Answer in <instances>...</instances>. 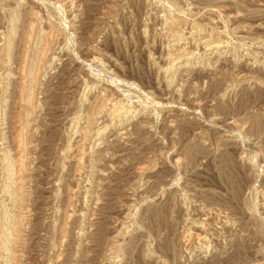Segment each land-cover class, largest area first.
I'll use <instances>...</instances> for the list:
<instances>
[{"label":"rangeland","instance_id":"374dc122","mask_svg":"<svg viewBox=\"0 0 264 264\" xmlns=\"http://www.w3.org/2000/svg\"><path fill=\"white\" fill-rule=\"evenodd\" d=\"M0 264H264V0H0Z\"/></svg>","mask_w":264,"mask_h":264},{"label":"bare ground","instance_id":"6f19581e","mask_svg":"<svg viewBox=\"0 0 264 264\" xmlns=\"http://www.w3.org/2000/svg\"><path fill=\"white\" fill-rule=\"evenodd\" d=\"M217 48V47H216ZM54 64V63H53ZM32 242V241H31ZM208 251V250H207Z\"/></svg>","mask_w":264,"mask_h":264}]
</instances>
